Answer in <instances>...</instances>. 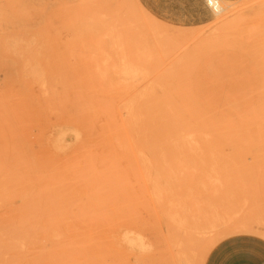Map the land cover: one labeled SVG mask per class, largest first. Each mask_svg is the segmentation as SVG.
<instances>
[{
    "label": "rangeland",
    "instance_id": "obj_1",
    "mask_svg": "<svg viewBox=\"0 0 264 264\" xmlns=\"http://www.w3.org/2000/svg\"><path fill=\"white\" fill-rule=\"evenodd\" d=\"M222 1L215 24L205 0H0V264H204L231 240L264 264V145L136 153L133 101L172 93L162 70L222 95L232 64H264V0Z\"/></svg>",
    "mask_w": 264,
    "mask_h": 264
},
{
    "label": "bare ground",
    "instance_id": "obj_2",
    "mask_svg": "<svg viewBox=\"0 0 264 264\" xmlns=\"http://www.w3.org/2000/svg\"><path fill=\"white\" fill-rule=\"evenodd\" d=\"M205 3L214 14L215 24H222L230 11V3L222 0H205ZM100 25L104 27L102 22ZM247 38L245 35L217 32L206 45L209 42L214 46L242 44L235 49L243 51L247 49ZM132 39L121 37L120 46L125 43L135 45ZM200 48H194L183 58H197ZM137 49L139 59L152 58L148 51H141L139 47ZM186 59H183L184 63ZM182 64L178 61L169 69L162 70L158 74L160 77L152 82L153 89L172 93L138 95L134 98L132 119L139 158L161 159L162 153L170 146L179 144L206 146L235 143L245 148L264 145V64H232L231 71H241L245 76L228 83L224 91L229 93L222 95L199 94L201 80L184 79L185 74L180 71ZM210 87L219 88L220 83L211 82ZM176 91H184V94ZM152 172L159 176L158 169ZM247 229L252 228L243 224L227 225L223 232L227 234ZM127 242L133 243V239L129 238Z\"/></svg>",
    "mask_w": 264,
    "mask_h": 264
},
{
    "label": "crops",
    "instance_id": "obj_3",
    "mask_svg": "<svg viewBox=\"0 0 264 264\" xmlns=\"http://www.w3.org/2000/svg\"><path fill=\"white\" fill-rule=\"evenodd\" d=\"M243 243L231 240L217 245L208 253L204 264H263L259 259H252L249 253L245 254Z\"/></svg>",
    "mask_w": 264,
    "mask_h": 264
}]
</instances>
